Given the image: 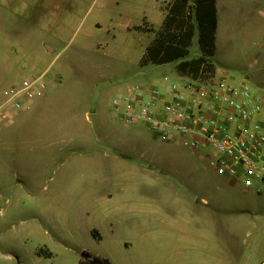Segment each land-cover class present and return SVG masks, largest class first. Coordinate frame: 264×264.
Returning <instances> with one entry per match:
<instances>
[{
  "label": "rangeland",
  "instance_id": "rangeland-1",
  "mask_svg": "<svg viewBox=\"0 0 264 264\" xmlns=\"http://www.w3.org/2000/svg\"><path fill=\"white\" fill-rule=\"evenodd\" d=\"M219 1L223 24L234 23L237 31L223 30L216 61L206 58L195 76L177 72L182 60L140 66L152 38L146 32L154 31L146 17L158 8L166 16L173 0H0V95L25 78L42 76L49 96L41 101L37 119L24 128L55 129L75 114V128L89 134L83 141L74 137L70 146L83 147L91 161L99 149L102 161L100 167L90 162L87 172L108 180L135 179L124 187L108 183L104 200L70 195L52 199L45 194L36 199L16 195L20 175L3 176L8 184L0 195V264H80L82 252L111 264H134L133 210L174 209L177 201L198 191L186 179H225L209 166L214 155L210 148L192 155L178 145L163 143L144 126L127 128L111 107L127 88L149 85L163 76L176 80L225 75L233 85L244 84L264 96V22L259 15L263 0ZM190 12L193 16L194 10ZM93 21L100 26L90 34ZM197 39L195 32L184 60L201 57ZM86 108L90 114L96 112L90 123L79 121ZM18 140L10 143L34 144L32 139ZM67 140L42 137L38 144L69 145ZM63 160L50 164L43 180L52 181H43L42 188L52 189ZM81 172L77 166L71 170L74 177Z\"/></svg>",
  "mask_w": 264,
  "mask_h": 264
},
{
  "label": "crops",
  "instance_id": "crops-1",
  "mask_svg": "<svg viewBox=\"0 0 264 264\" xmlns=\"http://www.w3.org/2000/svg\"><path fill=\"white\" fill-rule=\"evenodd\" d=\"M216 10L217 28L213 56L215 61L223 30L237 31L234 23L228 27L223 24L225 15L219 0H216ZM164 18L165 14L159 8L150 18L146 17V23L154 30L146 32L152 35L148 46L154 41L155 31L162 26ZM99 26L97 21H93L88 32L95 34ZM17 84L19 83L14 85ZM48 97L43 92L34 99L29 110L16 113L11 124L0 125V195L5 192L8 184V180H3V176L10 175L11 172L22 178L17 185L19 187L16 195L24 194L36 199H41L45 194L52 199H57L60 195H70L75 199L104 200L108 183L124 187L135 181L132 178L108 180L87 172L90 162L100 167L102 161L99 149L94 150L95 158L91 161L85 156L83 147L76 150L70 146L74 137L83 141L89 134L88 131L75 128V114H70L65 120L66 123L55 129L41 130L34 127L26 130L24 125L37 119L41 101ZM95 115V111L90 114L86 108L79 121L90 123V117ZM42 137L68 139L69 145L42 147L38 144ZM15 138L19 139L18 141L23 138L32 139L34 144L30 147L15 146L10 143ZM59 159L64 160L62 168L56 173L58 180L54 181L52 189L48 191L41 185L43 181L52 180L43 179L49 173L50 164ZM75 166L84 173L74 177L71 170ZM61 169L63 171L60 172ZM185 182L193 183L194 190L198 191L193 196L177 201L174 209H135L131 212V248L134 264L264 263V188L255 185L246 191L239 182L228 178L219 181L186 179ZM220 190L223 192L220 193ZM121 193L129 196L128 191L126 193L123 189Z\"/></svg>",
  "mask_w": 264,
  "mask_h": 264
},
{
  "label": "built area",
  "instance_id": "built-area-1",
  "mask_svg": "<svg viewBox=\"0 0 264 264\" xmlns=\"http://www.w3.org/2000/svg\"><path fill=\"white\" fill-rule=\"evenodd\" d=\"M264 22V0L259 9ZM45 85L42 76L28 77L2 90L0 125L31 108ZM126 126H144L163 143L192 153L214 151L209 166L244 190L264 188V96L225 75L205 78L163 76L152 84L133 85L111 102Z\"/></svg>",
  "mask_w": 264,
  "mask_h": 264
},
{
  "label": "trees",
  "instance_id": "trees-1",
  "mask_svg": "<svg viewBox=\"0 0 264 264\" xmlns=\"http://www.w3.org/2000/svg\"><path fill=\"white\" fill-rule=\"evenodd\" d=\"M194 10L191 16L190 10ZM217 28L216 0H173L167 10L163 24L154 41L146 48L140 60V66H162L180 62L177 72L198 76L200 66L206 58H212L215 52V34ZM195 32L201 57L184 60L189 54ZM99 239V235L93 232ZM80 264H111L109 260L82 252Z\"/></svg>",
  "mask_w": 264,
  "mask_h": 264
}]
</instances>
